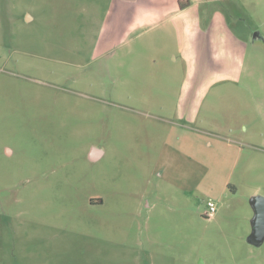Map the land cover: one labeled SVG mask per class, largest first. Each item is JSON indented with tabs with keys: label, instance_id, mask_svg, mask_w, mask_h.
<instances>
[{
	"label": "rangeland",
	"instance_id": "rangeland-1",
	"mask_svg": "<svg viewBox=\"0 0 264 264\" xmlns=\"http://www.w3.org/2000/svg\"><path fill=\"white\" fill-rule=\"evenodd\" d=\"M256 195L264 0H0V264H264Z\"/></svg>",
	"mask_w": 264,
	"mask_h": 264
},
{
	"label": "water",
	"instance_id": "water-1",
	"mask_svg": "<svg viewBox=\"0 0 264 264\" xmlns=\"http://www.w3.org/2000/svg\"><path fill=\"white\" fill-rule=\"evenodd\" d=\"M92 157H94V153ZM252 204L255 210V216L253 219V232L251 240L254 243L261 244L264 241V196H254Z\"/></svg>",
	"mask_w": 264,
	"mask_h": 264
},
{
	"label": "crops",
	"instance_id": "crops-1",
	"mask_svg": "<svg viewBox=\"0 0 264 264\" xmlns=\"http://www.w3.org/2000/svg\"><path fill=\"white\" fill-rule=\"evenodd\" d=\"M229 138L235 142H238V143H242V144L244 143L246 145L249 144V143H245V142H239L238 139H235L234 137L229 136ZM93 153H94V157H92ZM104 155H105V150L103 147L93 146V148L90 151V156H91V158H93L94 161L100 160ZM260 191H261V189L259 188V189H257L256 192H260Z\"/></svg>",
	"mask_w": 264,
	"mask_h": 264
},
{
	"label": "built area",
	"instance_id": "built-area-1",
	"mask_svg": "<svg viewBox=\"0 0 264 264\" xmlns=\"http://www.w3.org/2000/svg\"><path fill=\"white\" fill-rule=\"evenodd\" d=\"M207 206H208V212H207V215H208L209 217L214 216V214H215L216 211H217L216 203H215L214 201H212V200H209Z\"/></svg>",
	"mask_w": 264,
	"mask_h": 264
},
{
	"label": "trees",
	"instance_id": "trees-1",
	"mask_svg": "<svg viewBox=\"0 0 264 264\" xmlns=\"http://www.w3.org/2000/svg\"><path fill=\"white\" fill-rule=\"evenodd\" d=\"M185 6L181 5V8H184Z\"/></svg>",
	"mask_w": 264,
	"mask_h": 264
},
{
	"label": "flooded vegetation",
	"instance_id": "flooded-vegetation-1",
	"mask_svg": "<svg viewBox=\"0 0 264 264\" xmlns=\"http://www.w3.org/2000/svg\"><path fill=\"white\" fill-rule=\"evenodd\" d=\"M257 37V36H256Z\"/></svg>",
	"mask_w": 264,
	"mask_h": 264
}]
</instances>
